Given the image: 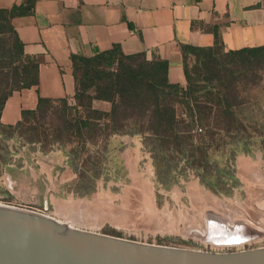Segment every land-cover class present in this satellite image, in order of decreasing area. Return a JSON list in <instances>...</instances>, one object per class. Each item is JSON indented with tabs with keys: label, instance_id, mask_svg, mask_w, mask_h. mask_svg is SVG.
Wrapping results in <instances>:
<instances>
[{
	"label": "rangeland",
	"instance_id": "obj_1",
	"mask_svg": "<svg viewBox=\"0 0 264 264\" xmlns=\"http://www.w3.org/2000/svg\"><path fill=\"white\" fill-rule=\"evenodd\" d=\"M187 64L195 77L205 75L194 56ZM242 94L255 123H245L241 141L225 135L226 143L214 150L206 172L187 165L183 158L179 163L171 161L169 167L158 166L141 133H124L142 137L141 151L132 152L135 143L124 144L113 135L92 139L85 149L78 142L51 136L48 141L31 142L18 129L0 127V202L141 242L219 252L264 247V231L233 244H216L189 233L202 228L207 212L264 230V80ZM62 105L56 102L54 107ZM53 112L49 120L58 123ZM56 147L77 173L70 182L60 183V168L49 175L48 153ZM128 147L133 157L124 153ZM145 151L150 152L149 159ZM240 155L250 156L246 167L244 160L237 162ZM72 192L74 197L69 198Z\"/></svg>",
	"mask_w": 264,
	"mask_h": 264
},
{
	"label": "trees",
	"instance_id": "obj_2",
	"mask_svg": "<svg viewBox=\"0 0 264 264\" xmlns=\"http://www.w3.org/2000/svg\"><path fill=\"white\" fill-rule=\"evenodd\" d=\"M34 7L35 0H23L0 8V118L15 90L39 84V63L25 52L12 24L14 17L30 14ZM181 50L185 85L170 82L168 59H149L144 51L128 54L120 44L92 56L72 54L73 100L40 97L37 108L23 110L16 125L0 122V127L18 129L31 142L51 136L78 142L85 149L98 137L141 133L158 166L169 167L183 158L206 172L214 150L226 143L225 135L241 141L245 123H255L242 93L264 80V45L225 51L217 38L214 46L182 44ZM191 56L204 67L203 77L190 70ZM94 100L110 102V110L94 107ZM56 102L62 107L55 108ZM52 110L58 123L49 120Z\"/></svg>",
	"mask_w": 264,
	"mask_h": 264
},
{
	"label": "crops",
	"instance_id": "obj_3",
	"mask_svg": "<svg viewBox=\"0 0 264 264\" xmlns=\"http://www.w3.org/2000/svg\"><path fill=\"white\" fill-rule=\"evenodd\" d=\"M22 1L0 0V8ZM12 24L25 52L39 63V84L9 96L0 122L11 126L22 119L23 110L36 109L40 97L73 100L72 54L92 56L114 44L128 54L144 51L149 59H168L170 82L185 85L182 44L211 47L219 38L225 51L264 45V0H35L34 11L14 17ZM93 105L111 108L104 100H94ZM112 139L132 141L137 145L132 152L143 147L141 136L114 134ZM149 153L145 151L146 158ZM48 154L50 176L60 168V183L76 178L62 149ZM239 158L242 167L251 160L240 155L237 162Z\"/></svg>",
	"mask_w": 264,
	"mask_h": 264
},
{
	"label": "water",
	"instance_id": "obj_4",
	"mask_svg": "<svg viewBox=\"0 0 264 264\" xmlns=\"http://www.w3.org/2000/svg\"><path fill=\"white\" fill-rule=\"evenodd\" d=\"M205 219L189 233L216 244L251 240L264 231L212 212ZM0 264H264V247L219 252L141 242L0 203Z\"/></svg>",
	"mask_w": 264,
	"mask_h": 264
},
{
	"label": "bare ground",
	"instance_id": "obj_5",
	"mask_svg": "<svg viewBox=\"0 0 264 264\" xmlns=\"http://www.w3.org/2000/svg\"><path fill=\"white\" fill-rule=\"evenodd\" d=\"M196 192H201V191L198 190V191H196ZM201 193H202V192H201ZM203 193H204V192H203ZM199 194H200V193H199ZM199 194H195V195L198 196ZM195 195H194V196H195ZM205 197H206V196H205ZM198 198H199V197H198ZM200 199H201V198H200ZM201 200H203V199H201ZM0 203H2V204H6V203H3V202H0ZM249 209H251V208H249ZM110 210H111V209H110ZM120 211H122V210H120ZM120 211H119V212H120ZM153 212H154V211H153ZM250 216H251V215H250ZM188 217H189V216H188ZM200 218H201V217H200ZM196 219H197V218H196ZM252 219H253V218H252ZM136 225H137V224H136ZM167 225H168V224H167ZM167 229H168V228H167ZM148 230H149V229H148Z\"/></svg>",
	"mask_w": 264,
	"mask_h": 264
},
{
	"label": "built area",
	"instance_id": "obj_6",
	"mask_svg": "<svg viewBox=\"0 0 264 264\" xmlns=\"http://www.w3.org/2000/svg\"><path fill=\"white\" fill-rule=\"evenodd\" d=\"M199 130H201V128H199Z\"/></svg>",
	"mask_w": 264,
	"mask_h": 264
}]
</instances>
